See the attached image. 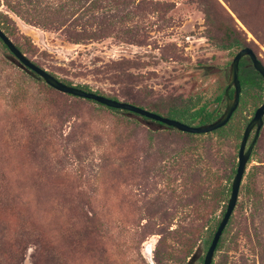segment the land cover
<instances>
[{
  "label": "rangeland",
  "instance_id": "obj_1",
  "mask_svg": "<svg viewBox=\"0 0 264 264\" xmlns=\"http://www.w3.org/2000/svg\"><path fill=\"white\" fill-rule=\"evenodd\" d=\"M139 2L111 36L80 44L0 12L10 41L57 80L177 121L185 107L222 112L230 34L264 67V0ZM250 97L221 138L188 137L58 93L0 47V264H186L196 250L201 264L208 244L178 234L205 224L198 196L217 183L220 220ZM221 239L212 264H264V115Z\"/></svg>",
  "mask_w": 264,
  "mask_h": 264
},
{
  "label": "trees",
  "instance_id": "obj_2",
  "mask_svg": "<svg viewBox=\"0 0 264 264\" xmlns=\"http://www.w3.org/2000/svg\"><path fill=\"white\" fill-rule=\"evenodd\" d=\"M143 1L144 0H140L142 5L144 4ZM134 3L135 0H41V1L0 0V6H2L6 12H10L14 14L16 17H18L20 20H22L24 23L28 25L48 31H59L62 34L65 41L71 44H80L83 42L98 41L103 38L111 36L112 33L115 30H117L115 29L117 25H120L125 20H129L131 17H133L134 13L139 14L138 13L140 12L139 10L135 12L133 10L134 8H132L134 6L133 5ZM135 7H138V5H136ZM1 19H6V15L0 12V30L7 36L6 34L7 32L5 31V26L3 25ZM125 30L128 31V29ZM227 38L229 39H226L225 42L218 45L221 49L235 48L239 50L245 47L242 45V42L237 37H234L233 35L230 34ZM0 47L2 50L7 51V49L1 42H0ZM237 80L239 83L240 91L238 97V105L235 111L237 110L238 107L240 109L245 107L247 98L249 96H251L250 98L252 99L251 102L252 107L257 108L261 98L260 92H264V85L261 77L251 67V64L247 57H242L238 61ZM61 83L70 86V84L65 81H62ZM76 88L85 92H90V90L86 85L76 86ZM92 93L97 94L96 92H92ZM223 94L224 91L222 94L216 97L217 102H221L222 100L224 101ZM227 94L229 97L231 96L232 88L228 89ZM110 99L116 100L115 98H110ZM85 101L94 103L93 101L90 100H85ZM224 105H225V101H224ZM106 109L113 112H122L129 114L125 111H119L109 108ZM235 111L232 113L229 121L231 120ZM173 112L174 113L172 114V116L178 118L179 121H182L187 125H191L193 122L197 123L198 125L205 124L212 121L213 119L217 118L220 115L219 112L217 111L208 112L203 107H200L197 110L192 111L190 113H187L186 107L183 108V110L181 111H173ZM133 116L138 117L136 115ZM138 118L142 120H146L142 117H138ZM229 121L226 123V125L229 123ZM247 122L248 121H246V123ZM149 123L157 125L156 123L153 122H149ZM225 126L211 133L216 134L221 138L222 136L220 135H222ZM159 127L166 130H174L172 128L165 126H159ZM183 134L188 137L193 136L191 134H186V133ZM228 179L229 177H226L225 181ZM246 196H248V198L250 196V193L247 188H246ZM200 197L203 203L210 206V213H209L210 217L208 218V220H206L204 225L191 223L188 226V228H185L182 232H180V234H178V236L180 237V239H182L183 237V242L187 241L193 244L194 242L197 241L199 242L200 247H202L203 244L204 245L209 244L211 236L218 223V222L215 223L214 219L212 218L214 210L217 208L220 202L226 200L225 198L226 195L223 186L217 183L215 188L210 192V194H199L198 198ZM251 206L253 209L255 208L254 201H252ZM188 216L192 217L191 222H196L195 220L198 219V217H194V214L191 212L188 213ZM209 222L210 225H208ZM225 228L222 234H224ZM222 234L221 237L219 238L215 251L219 250V248L223 243L221 241ZM51 263H53V259Z\"/></svg>",
  "mask_w": 264,
  "mask_h": 264
},
{
  "label": "water",
  "instance_id": "obj_3",
  "mask_svg": "<svg viewBox=\"0 0 264 264\" xmlns=\"http://www.w3.org/2000/svg\"><path fill=\"white\" fill-rule=\"evenodd\" d=\"M0 42L5 46L9 55L17 62L21 70H23L31 77L37 80H41L47 87L51 88L52 90L58 93L84 100H90L96 104H99L109 109L125 111L129 114L142 117L148 120L149 122L156 123L159 126L169 127L180 133H186L191 135L211 133L217 129L224 127L226 123L229 121L232 113L235 111L238 105V97H239L240 89L237 80V64L240 58L242 57L248 58L251 67L261 77L264 85V67L256 59L251 49H249L248 47L239 49L232 57L229 64L226 87L224 89V94H223L225 105L222 112L215 120H213L210 123L196 125V126H188L177 120L159 116L153 112L134 106L130 103L116 101L104 97L102 95L94 94L92 92L82 91L73 86H67L61 83L60 81H58L50 74H48L43 69L34 65L28 59H26L25 56L14 46V44L10 41V39L1 30H0ZM230 88H232V94L229 97L227 91ZM263 115H264V100L254 110L251 118L248 120V122L246 123V125L242 130L241 138L237 149L236 166L229 186V194L225 204V208L211 236L209 244L206 247V250L201 260V264H211L213 254L217 246V243L219 241V238L221 237V234L224 228L226 227L229 218L233 212V209L236 205L237 195L242 180V176L244 173L245 165L249 159L251 150L256 142L259 131L262 127ZM251 132H252V137L249 143L247 144V140ZM198 255H199L198 250L193 252V254L188 258L186 264H194L198 258Z\"/></svg>",
  "mask_w": 264,
  "mask_h": 264
}]
</instances>
